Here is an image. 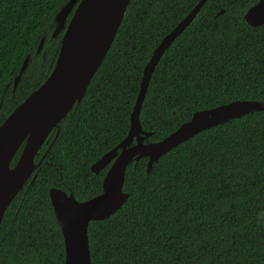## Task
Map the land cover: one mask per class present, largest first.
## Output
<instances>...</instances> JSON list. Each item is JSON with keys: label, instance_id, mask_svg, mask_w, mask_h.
Here are the masks:
<instances>
[{"label": "trees", "instance_id": "1", "mask_svg": "<svg viewBox=\"0 0 264 264\" xmlns=\"http://www.w3.org/2000/svg\"><path fill=\"white\" fill-rule=\"evenodd\" d=\"M68 1L0 0V126L50 76L65 34L64 29L54 36L56 15ZM199 1L131 0L83 100L52 131L35 159L41 164L5 213L0 226V264H65V241L50 191L62 189L79 201L102 193L110 165L99 174L91 170L92 165L127 136L146 64L162 39ZM258 1L207 0L165 52L153 73L140 114L143 130L152 133L147 143L164 139L197 111L241 100L264 104V26L252 27L245 20L248 9ZM43 38L45 43L38 53ZM202 40L224 53L246 48L249 65H225L219 72L209 73L211 84L205 83L202 88L192 84L178 93L169 84L172 71L185 50ZM28 57V67L14 91L15 80ZM98 100L103 104V115L97 116L94 129L86 128L83 118L100 107ZM237 142L246 149L239 173L235 167L215 163L217 146ZM70 149L75 159L70 157ZM22 150L23 145L11 167L17 164ZM209 157L213 163H208ZM177 166L182 174L189 167L199 171L195 190L190 192L177 184L173 197L178 207L186 208L188 219L181 216L182 225H173L176 234L169 241L165 240V229L160 240L163 247L150 248L140 257V264H145L149 256L152 260L148 264H234V258L225 253L233 240L243 245L240 259L245 264H264V111H252L202 131L162 156L151 172L148 158L133 161L124 184L128 200L111 217L89 225L92 264H136L131 253L120 255L108 244L112 222H123L121 213L128 205L140 204L153 189L162 192L160 185ZM185 200L190 203L185 205ZM209 225L217 229L209 232L213 237L211 249L189 244Z\"/></svg>", "mask_w": 264, "mask_h": 264}, {"label": "water", "instance_id": "2", "mask_svg": "<svg viewBox=\"0 0 264 264\" xmlns=\"http://www.w3.org/2000/svg\"><path fill=\"white\" fill-rule=\"evenodd\" d=\"M131 0H69L56 15L58 26L54 36L64 29L56 64L46 81L21 103L0 126V226L5 213L18 193L41 164L35 159L48 140L76 103L83 100L93 77L103 64L118 30L124 20ZM207 0H200L193 10L168 34L154 50L146 64L140 91L130 116L127 136L112 150L92 165L99 174L110 165L103 180L102 193L79 201L74 194L54 188L50 191L51 203L65 241V264H92L89 243V225L105 220L128 200L124 184L129 165L148 158V172L162 156L193 138L204 130L242 118L252 111H264V104L241 100L209 110L197 111L177 130L157 142L147 143L151 132L143 130L140 114L153 73L161 58L173 42L193 22ZM87 10L81 14L83 8ZM73 12L71 19H68ZM224 10L220 12L222 14ZM245 20L252 27L264 26V0L248 9ZM42 39L38 53L43 49ZM28 57L15 80L14 91L28 67ZM23 145L17 164L11 163ZM36 176L33 177L35 179ZM63 197L86 205L80 212L59 209Z\"/></svg>", "mask_w": 264, "mask_h": 264}, {"label": "snow or ice", "instance_id": "3", "mask_svg": "<svg viewBox=\"0 0 264 264\" xmlns=\"http://www.w3.org/2000/svg\"><path fill=\"white\" fill-rule=\"evenodd\" d=\"M225 65H238L240 68L248 67L247 49L243 47L232 48L227 53H224L222 49L218 50L206 41H199L198 44L194 43L185 50L184 55L172 71L173 79L169 81V84L178 93L185 92L192 84L202 88L205 83L211 84L209 73L213 71L219 72ZM201 75L204 77L203 80L199 79ZM97 104L100 107L94 108L83 118L86 128L94 129V122L97 116L103 115L100 111L103 108L102 102L98 100ZM83 135L86 136L87 132L85 131ZM217 147L215 163L235 167L237 173H239L245 162L244 154L246 149L244 146L237 142L234 145L224 144ZM69 154L72 159H75L74 150L70 149ZM208 163H213L212 157L208 158ZM198 179V170L193 171L189 167L186 174H182L180 167L177 166L176 171L160 185L162 192H157L153 189L147 193L146 198L140 204L130 203L126 211L121 213L124 216V221L121 222L117 219L112 222L113 226L110 230L111 234L108 244L113 252L120 255L131 253V257L136 258V264H140L141 256L150 248L160 245L161 236L164 235L165 229L168 230V236L165 237V240L169 241L170 237L176 234L172 231L173 225H182L181 216H185V219H188L185 215L186 208L178 207L173 201L177 190L176 185L180 184L191 192L195 190L194 186ZM189 203L190 201L188 200L184 201L185 205ZM58 204L59 209L70 212H80L87 208L86 205L78 204L73 199L66 197H63ZM172 213H176V215L173 216ZM201 226L203 227V222H201ZM178 231L179 227H177ZM216 231L215 226L209 225L205 232H197L195 240H189V244H196L204 250L211 249L213 247V237L209 236V232L215 233ZM160 246L163 247V245ZM242 246L237 245L236 241L233 240L231 247L225 249V253L234 258V264H245V261L240 259V248ZM182 247L183 245H181ZM137 253H139V256H137ZM151 260L152 257L149 256L145 264H148V261Z\"/></svg>", "mask_w": 264, "mask_h": 264}, {"label": "bare ground", "instance_id": "4", "mask_svg": "<svg viewBox=\"0 0 264 264\" xmlns=\"http://www.w3.org/2000/svg\"><path fill=\"white\" fill-rule=\"evenodd\" d=\"M88 6H85L81 12V14H83V12H85L87 10Z\"/></svg>", "mask_w": 264, "mask_h": 264}, {"label": "flooded vegetation", "instance_id": "5", "mask_svg": "<svg viewBox=\"0 0 264 264\" xmlns=\"http://www.w3.org/2000/svg\"><path fill=\"white\" fill-rule=\"evenodd\" d=\"M91 170H92V167H91ZM70 194H73V193H70ZM75 196V195H74Z\"/></svg>", "mask_w": 264, "mask_h": 264}]
</instances>
